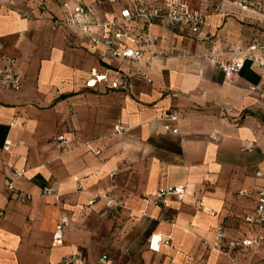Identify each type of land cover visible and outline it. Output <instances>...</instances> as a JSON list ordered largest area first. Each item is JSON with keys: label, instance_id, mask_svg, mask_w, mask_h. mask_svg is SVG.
Here are the masks:
<instances>
[{"label": "crops", "instance_id": "obj_1", "mask_svg": "<svg viewBox=\"0 0 264 264\" xmlns=\"http://www.w3.org/2000/svg\"><path fill=\"white\" fill-rule=\"evenodd\" d=\"M78 1L88 14L76 20L95 25L121 5ZM78 1L45 0L42 11L33 2L0 0V264H61L75 253L88 264H264V240L257 252L234 251L233 262L212 247L219 227L222 246L254 235L242 218L264 186V102L248 93L263 83V70L244 59L238 74L227 76L204 56L213 37L228 32L223 9L206 18L200 37L155 23L160 46L191 56L147 66L99 46L93 51L70 27L52 29L56 19L72 16ZM89 31L108 36L95 26ZM137 68L151 82L132 76L122 91L87 85L92 70L111 81ZM7 72L19 77V89L1 81ZM169 112L179 115L178 133L161 130ZM116 123L124 134H114ZM60 134L62 147L55 142ZM15 170L23 176L14 179ZM8 179L31 198L20 202L5 188ZM177 185L184 186L182 195L156 198ZM44 187L60 202L43 197ZM62 216L69 224L54 243ZM152 234L169 243L150 251Z\"/></svg>", "mask_w": 264, "mask_h": 264}, {"label": "built area", "instance_id": "obj_2", "mask_svg": "<svg viewBox=\"0 0 264 264\" xmlns=\"http://www.w3.org/2000/svg\"><path fill=\"white\" fill-rule=\"evenodd\" d=\"M24 2L36 3L35 10H45V0H22ZM78 1V0H77ZM99 4L103 0L97 1ZM109 3L120 2V9L117 14L109 21L103 24L95 25L91 21H79L76 18L86 16L88 14L87 8L78 1L73 9V14L68 19H56L51 28L55 29L60 26H67L74 29L83 38L89 39L93 45V51L96 47H102L113 58H122L131 63H143L147 66L151 65L156 60H166L172 57H190L185 50L177 49L175 46L162 47L158 44L159 37L152 32L155 23H162L168 29L177 31H188L191 35L200 37L201 29L205 24L206 15L196 7L191 5V0H107ZM34 10L30 11L29 16L33 15ZM93 24V25H92ZM101 28L108 33L107 37L97 36V34L90 33L89 29ZM204 40L208 37L204 36ZM208 56V55H204ZM211 60L217 62L219 69L227 76L238 74L244 64V59H248L254 63L252 56L237 59L234 58L229 61L209 57ZM137 77L146 82H151L150 77L136 69L131 73L122 74L111 81L107 80L106 73L92 70L90 79L87 85L94 87L101 83H106L107 88L111 90H126L127 82L130 77ZM1 81L12 89H19L20 81L17 75L7 72L2 75ZM257 87H251L254 90ZM161 130L163 133H178L177 127L173 124L179 120L177 112H169L162 117ZM114 134H124L126 127L120 123L113 126ZM57 146L62 147L65 142L63 134L55 137ZM10 141L6 140L4 149L8 150ZM250 151L251 146H246ZM94 154H99V151H94ZM14 179L23 176V171L15 170L12 172ZM14 179L5 181V188L13 195L17 196L19 201L27 202L31 197L29 194L21 193L15 186ZM184 193V186L177 185L168 187L156 194L157 199H161L166 195H182ZM41 195L46 198L53 199L56 203L60 202V195L54 192L52 187H44ZM243 195V193H240ZM111 202H109L110 204ZM1 214V213H0ZM243 222L254 227V235L251 238L232 239L228 240L225 246H222V241L226 238L224 227H219L216 232V240L212 247L217 249L223 255H226L233 262L232 253L239 249H246L253 247L254 252L260 248L264 240V186L259 187L255 193V204L251 214L245 215L242 218ZM69 224L67 216L59 218L54 233L53 242L60 243L63 237V230ZM169 237H162L160 234H152L148 241V249L153 252H158L162 244H168ZM105 257L101 259L103 261ZM80 262L81 264H88L79 253L65 256L61 264H74Z\"/></svg>", "mask_w": 264, "mask_h": 264}, {"label": "rangeland", "instance_id": "obj_3", "mask_svg": "<svg viewBox=\"0 0 264 264\" xmlns=\"http://www.w3.org/2000/svg\"><path fill=\"white\" fill-rule=\"evenodd\" d=\"M191 5L199 8L206 18L217 9H223V22L230 21L228 32L224 36L213 37V41L216 38V48L213 45L209 49V57L229 61L252 56L254 64L264 74V0H191ZM206 37L208 40L205 41L212 39L209 34ZM248 93L255 101L264 102V81L254 90L248 89ZM223 112H229V116L237 120L242 116L235 111Z\"/></svg>", "mask_w": 264, "mask_h": 264}]
</instances>
